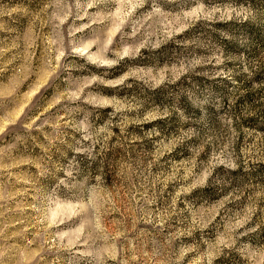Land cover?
Wrapping results in <instances>:
<instances>
[{"label": "rangeland", "instance_id": "1", "mask_svg": "<svg viewBox=\"0 0 264 264\" xmlns=\"http://www.w3.org/2000/svg\"><path fill=\"white\" fill-rule=\"evenodd\" d=\"M0 264H264V0H0Z\"/></svg>", "mask_w": 264, "mask_h": 264}]
</instances>
